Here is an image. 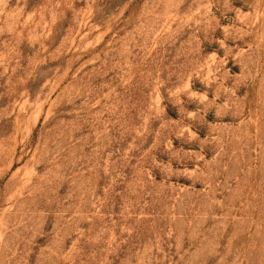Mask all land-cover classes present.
I'll list each match as a JSON object with an SVG mask.
<instances>
[{"label": "rangeland", "instance_id": "374dc122", "mask_svg": "<svg viewBox=\"0 0 264 264\" xmlns=\"http://www.w3.org/2000/svg\"><path fill=\"white\" fill-rule=\"evenodd\" d=\"M0 264H264V0H0Z\"/></svg>", "mask_w": 264, "mask_h": 264}]
</instances>
